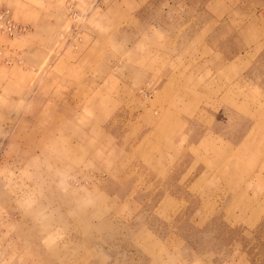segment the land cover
Here are the masks:
<instances>
[{
    "label": "rangeland",
    "instance_id": "374dc122",
    "mask_svg": "<svg viewBox=\"0 0 264 264\" xmlns=\"http://www.w3.org/2000/svg\"><path fill=\"white\" fill-rule=\"evenodd\" d=\"M216 1L0 0L21 28L0 29V264H264V38L243 52L233 25L214 20L212 32L192 36L216 14L208 8ZM225 2L235 16L236 0ZM148 23L180 34L144 37ZM156 40L161 50L145 52ZM234 58L216 82L215 62ZM94 74L122 77L131 87L179 76L201 88L204 99L179 134L193 154L179 156L161 176L139 163L131 177L107 181L103 170L96 176L85 167L88 156L77 164L66 147L76 120L58 114L73 110L62 94L79 91L77 82ZM130 135L133 144L157 132ZM213 143L236 145L227 148L225 169L210 164ZM96 149L104 168V149ZM53 162L62 170L52 171ZM238 162L251 179L233 182ZM185 166L192 181L180 180Z\"/></svg>",
    "mask_w": 264,
    "mask_h": 264
},
{
    "label": "crops",
    "instance_id": "0c3cea01",
    "mask_svg": "<svg viewBox=\"0 0 264 264\" xmlns=\"http://www.w3.org/2000/svg\"><path fill=\"white\" fill-rule=\"evenodd\" d=\"M208 4V8H210L212 12H216L217 15L215 13H213V15L208 13L210 15L209 18L205 20V23H203L198 30L192 33V36L204 37L209 31L212 32L214 28L224 21L233 25L234 31H236V37L239 38L240 44L244 45L243 52L252 51L254 50L253 46L254 48L259 46L258 44L261 43L264 38V0H236L235 16H229L231 15L230 11L232 8L225 0H217L215 3L212 2ZM226 13H228L227 16H225ZM211 20L215 22L218 21V25H212ZM152 24L148 23L146 27H143L142 35L144 37L145 35L148 37H157L161 34H180L166 28L156 27L155 23ZM162 29L165 30L162 31ZM185 34H187V30H185ZM191 47L192 45L190 49H192ZM161 48L160 41L156 40L152 48L150 46H144V51L147 52L151 50L152 52H156L161 50ZM241 51L242 50L238 53H241ZM146 58L149 59L146 56L145 60ZM151 59H153V63H156V66L160 65L158 64L160 60L156 62V57H154V55ZM238 59L239 58L236 57V60ZM236 60L235 58L230 60L231 62H229L228 65H226L225 62H215V66L220 68V71L217 70L216 75H214L216 82L223 81L222 77L224 76L225 66H227V68L232 67L233 69L234 61L236 62ZM138 62L141 66H145L144 60ZM49 77L50 76L46 79L49 80ZM203 79L205 80L208 78L205 77ZM81 82L82 81L77 82L80 83L79 91L75 88L76 91L74 92L62 94V100L64 102H68L70 99L73 101V110L69 109L70 111H68L67 114H63L62 112L64 111H60L58 114V116H61L66 121L67 117H72L74 120H77L69 126V129L75 131V134L72 143L66 146L69 149L67 154H72L77 164L81 163V159H83L85 155L88 156L85 167L94 168L96 176L105 173L106 176L104 181H107L109 178L115 180L119 179L122 175L131 177V175L136 172L139 163L141 165L152 166V171H156V173L161 176L163 172H172L174 170L172 167L176 164L179 156L182 154H193L192 150L194 146L190 144V142L187 143L189 145H184L185 138L179 135L180 132L186 129L184 127H187V119L194 114V107H196L198 100L204 99V96H202L203 91L201 88L194 89L192 87V81L183 82L179 76L172 77L171 80L170 76L159 75L148 78L146 81H137V86L131 87L130 84L132 82H125L122 77L109 75L104 78H96L94 75L87 81ZM141 82L146 83L148 86L140 85L139 83ZM173 82L176 83L177 87L175 85V88H171ZM63 83H66L65 79H63ZM133 84H136V82H133ZM144 91L148 92L146 93ZM128 93L132 97L131 100L128 98ZM200 93L202 95H200ZM140 97H143V100L139 101ZM149 97H152V99H149ZM154 98L155 100L158 98V100L156 101L157 103L152 104ZM219 98L224 101L225 96L222 94ZM134 99H136V103H133L132 106H128V102L131 101L132 103ZM112 100H114V102ZM67 106L70 107L68 103ZM49 115H51V113H49ZM48 124L51 123L49 122ZM255 128L257 127L255 126ZM133 131L134 133L149 131L150 134L156 131L157 135L155 137L153 136V140L150 139V135H146V137L142 135L138 141L130 144V140L134 137L130 135ZM262 136H264V129ZM249 142V138L244 141L246 145H249ZM98 145L104 149V168H100L99 156L97 155L99 150L96 149ZM228 147L232 150L236 148V145L232 147L228 143H213L210 145L209 149H211V155L208 157L213 160V163L210 164L213 168L217 167L216 170H218L219 167L225 169V163H227L225 156L229 152V150H227ZM237 153L239 152L237 151L236 154ZM233 160L236 166V157L235 159L233 158ZM94 161L96 162L93 166L92 162ZM204 161L205 160H202V165H204ZM241 162H238L240 166L233 170L232 180H234L233 182L235 183L236 181H245L252 178V171L245 167L244 163L241 164ZM54 163L55 162L52 163L50 169H52V171H61L62 169L58 167V163H56V165H54ZM186 168L184 173H182L185 177L180 180L184 182V179H186V181H192L189 175L191 169ZM78 170L80 171L81 167H79ZM102 170L103 172L99 173ZM118 174H120V177ZM188 175L189 179L187 178ZM229 176L230 174L228 177ZM203 178L202 176L200 177V179ZM229 180H231V178ZM177 182L182 184L179 180ZM191 184L192 182H190L188 186ZM261 186L264 187V184H261ZM97 188L98 187H93V189L89 190H93V192L98 195L104 194L105 197L112 193L111 191L109 192V190L107 191V187H103V190ZM133 193L128 191L126 194L132 196ZM164 194L176 195L169 191Z\"/></svg>",
    "mask_w": 264,
    "mask_h": 264
},
{
    "label": "built area",
    "instance_id": "2783aa9c",
    "mask_svg": "<svg viewBox=\"0 0 264 264\" xmlns=\"http://www.w3.org/2000/svg\"><path fill=\"white\" fill-rule=\"evenodd\" d=\"M0 29L10 34L20 32L21 28L12 21L7 11L0 10Z\"/></svg>",
    "mask_w": 264,
    "mask_h": 264
},
{
    "label": "bare ground",
    "instance_id": "6f19581e",
    "mask_svg": "<svg viewBox=\"0 0 264 264\" xmlns=\"http://www.w3.org/2000/svg\"><path fill=\"white\" fill-rule=\"evenodd\" d=\"M92 51V50H91ZM98 54V53H97ZM96 54V55H97ZM103 56V55H102ZM105 56V55H104ZM124 57V56H123ZM100 58V57H99ZM126 58V57H125ZM89 59V58H88ZM129 59V58H128ZM122 60H123V58H122ZM129 61V60H128ZM134 61V60H133ZM119 62V61H118ZM88 64V63H87ZM90 64V63H89ZM82 65V64H81ZM143 66V65H142ZM95 68V67H94ZM102 69V68H101ZM100 69V70H101ZM109 69V68H108ZM103 70V69H102ZM106 74H108V73H106ZM95 75V74H94ZM78 77V76H77ZM83 87V86H82ZM78 89V88H77ZM82 89V88H81ZM95 89V88H94ZM78 93V92H77ZM87 93V92H86ZM111 98V97H110ZM112 99V98H111ZM118 100V99H117ZM113 102H114V100H112ZM94 102H96V101H94ZM91 103V102H90ZM109 104H111V103H109ZM90 105V104H89ZM94 105V104H93ZM112 105V104H111ZM183 105V104H182ZM170 107V106H169ZM192 108V107H191ZM104 109V108H103ZM120 109V108H119ZM105 110V109H104ZM207 110V109H206ZM79 112V111H78ZM124 112V111H123ZM130 115V114H129ZM57 116V115H56ZM115 116V115H114ZM113 116V117H114ZM130 117V116H129ZM78 119V118H77ZM106 119V118H105ZM129 120V119H128ZM77 121V120H76ZM116 121V120H115ZM114 121V122H115ZM143 121V120H142ZM113 122V123H114ZM62 123V122H61ZM66 123V122H65ZM130 124V123H129ZM185 128V127H184ZM75 130V129H74ZM91 131V130H90ZM63 132V131H62ZM73 132V131H72ZM77 132V131H76ZM263 132V131H262ZM162 134V133H161ZM73 135V134H72ZM108 135V134H107ZM75 136H77V135H75ZM91 140V139H90ZM53 143V142H52ZM152 147V146H151ZM66 148V147H65ZM148 148V147H147ZM100 149V148H99ZM123 156V155H122ZM131 165V164H130ZM116 226V225H115ZM108 227V226H107ZM106 231V230H105ZM115 237V236H114ZM208 248V247H207ZM210 249V248H209ZM94 261V260H93ZM81 262V261H80Z\"/></svg>",
    "mask_w": 264,
    "mask_h": 264
}]
</instances>
